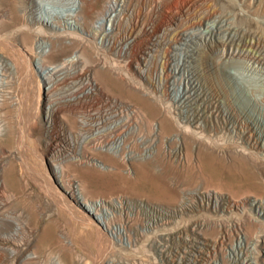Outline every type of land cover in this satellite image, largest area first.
I'll list each match as a JSON object with an SVG mask.
<instances>
[{"label": "bare ground", "instance_id": "obj_1", "mask_svg": "<svg viewBox=\"0 0 264 264\" xmlns=\"http://www.w3.org/2000/svg\"><path fill=\"white\" fill-rule=\"evenodd\" d=\"M147 3L0 0V202L16 207L0 208V264H264V198L154 188L176 173L168 154L189 155L206 135L264 152L245 141L262 125L232 101L245 79L229 72L226 88L210 26L159 34ZM206 88L221 89L222 120L199 113ZM27 142L39 148L29 158Z\"/></svg>", "mask_w": 264, "mask_h": 264}, {"label": "rangeland", "instance_id": "obj_2", "mask_svg": "<svg viewBox=\"0 0 264 264\" xmlns=\"http://www.w3.org/2000/svg\"><path fill=\"white\" fill-rule=\"evenodd\" d=\"M147 2L145 10L147 14H159L157 24V33L159 32V34L168 31L171 26L177 27L181 21L182 23H187L184 28H190L197 24H206V28L210 26L211 32L206 34V41L213 38L214 42L217 41L218 47L223 45L226 47L224 54L217 51L218 62L222 67V72L220 73H223L224 84L227 78H231L229 72H232L234 78L236 73L239 74L240 72L245 79V84L243 85H238L234 82L235 91L233 93L232 91L230 92L226 86L227 84H225L230 92L232 101L238 97L245 108H248L253 115H256L258 124L264 126V0H147ZM166 9L167 11H165ZM200 12H206V18L201 19L202 21L195 20L194 23L191 16L200 14ZM0 54L8 58V54L4 49L0 48ZM150 82L153 85L159 83L155 75H153ZM199 107H201L199 113L206 114V121L209 120L210 116L214 119L222 120L224 108L221 89L210 92L206 88V103L199 105ZM260 128L257 131L253 129V132L247 133L245 135L246 140H244L252 141L253 145H256L264 152V127L263 130ZM23 131H25V127H23ZM206 139V143L194 145L189 155L186 153L185 147H183L184 149H182L179 157H173L172 154H168V161L176 173L174 172L173 176L166 178L164 184L159 183L154 188L169 190L170 192L171 190L175 192L176 189L181 194L186 188H193L201 184L203 186L206 185L207 188H215L231 193L237 199L243 198L244 195H255L259 198H264V160L248 155L236 147L234 148L231 141L225 142L224 140L223 142V139L217 138L216 141L221 146L224 145L219 148L213 141H210L208 135H206ZM17 143L19 142L17 141ZM26 144L29 146L25 150L27 158L30 157L29 153L32 148L35 151H39L38 146L35 144L28 142ZM0 158V173H3L8 169V166L4 165L5 157L0 154ZM240 162L246 166L248 171L250 170L249 173L252 177L253 185L243 182L235 170H230L232 166L234 168ZM18 165L20 166V164ZM27 174H29V177L33 176L30 172H27ZM126 174V177H130L128 173ZM156 174L162 175L163 170L157 169ZM33 178L38 180L35 175ZM132 178L134 179L135 177ZM154 188L153 186H148L144 190L148 193L150 189ZM25 189L29 201L37 205L40 202L38 198L32 194L33 192L29 188L25 187ZM146 195L148 196V194ZM42 204L45 205L44 203ZM0 208L2 213L15 211L14 199L7 200L3 204L0 202ZM42 222L44 223V220Z\"/></svg>", "mask_w": 264, "mask_h": 264}]
</instances>
